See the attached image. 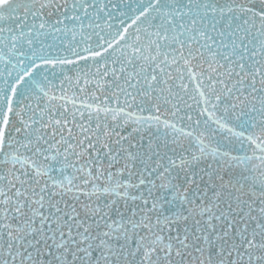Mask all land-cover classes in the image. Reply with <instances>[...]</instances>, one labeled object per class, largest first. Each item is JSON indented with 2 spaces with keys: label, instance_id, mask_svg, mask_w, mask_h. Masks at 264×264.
<instances>
[{
  "label": "snow or ice",
  "instance_id": "snow-or-ice-1",
  "mask_svg": "<svg viewBox=\"0 0 264 264\" xmlns=\"http://www.w3.org/2000/svg\"><path fill=\"white\" fill-rule=\"evenodd\" d=\"M0 264H264V0H0Z\"/></svg>",
  "mask_w": 264,
  "mask_h": 264
}]
</instances>
